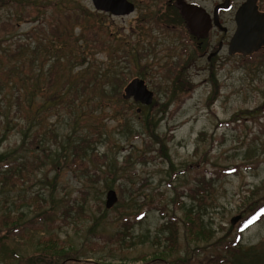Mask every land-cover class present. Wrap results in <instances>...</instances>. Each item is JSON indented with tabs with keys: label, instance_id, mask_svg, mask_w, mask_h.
<instances>
[{
	"label": "rangeland",
	"instance_id": "obj_1",
	"mask_svg": "<svg viewBox=\"0 0 264 264\" xmlns=\"http://www.w3.org/2000/svg\"><path fill=\"white\" fill-rule=\"evenodd\" d=\"M129 1L135 11L116 16L92 0H0V36L8 39L0 45L1 78L15 62L13 40L25 42L34 28L56 27L68 41L37 29L39 52L51 46V61L34 63L23 99L7 88L0 95V168L38 162L29 173L23 166L0 172V264L35 255L38 240L51 235L83 262L171 264L218 253L238 233L244 255L237 264H264V218L242 231L238 225L264 199V49L251 60L228 53L235 10L221 17L228 31L213 28L200 45L187 27L182 35L175 0ZM197 1L211 13L223 0ZM79 52L83 59H72ZM55 55L63 74L48 84ZM93 72L100 80L75 81ZM134 78L154 92L151 104L122 100ZM52 93L59 98L46 104ZM78 144L86 146L78 149L83 161L74 156ZM204 181L208 192L190 196ZM111 189L118 201L108 209ZM188 210L203 220L206 234L196 240L185 235ZM16 218L20 227L32 221L28 237L11 228ZM118 229L130 238L103 247L99 236Z\"/></svg>",
	"mask_w": 264,
	"mask_h": 264
},
{
	"label": "trees",
	"instance_id": "obj_2",
	"mask_svg": "<svg viewBox=\"0 0 264 264\" xmlns=\"http://www.w3.org/2000/svg\"><path fill=\"white\" fill-rule=\"evenodd\" d=\"M37 29L42 30L44 37H46V35L49 32L56 34L55 33V31H56L57 33H59V30L56 27H53V26L46 27L45 25H42L40 28L39 27L34 28V30H33L34 33H33V35H31L32 37L29 36V37H31L30 40H29V37H28V39H26L25 42H21L19 39L16 41L13 40L12 44H15V47L13 49V52L11 53V57L14 59L15 62H14V64L8 66L7 74H5V78L0 77V95L7 88L10 90V92L12 94H14L12 97L17 101H20L21 99H23L24 94L29 91L28 90L29 86H28L27 76L30 73L31 68L33 67L34 63L39 62V64H40L39 66H43V65L45 66L47 64V62L51 61L52 55L49 54L53 51V48L51 46H49V47L45 46L44 47L43 50L46 53L41 54L39 52L42 50V49L40 50V45H42V40L36 38V34L38 32ZM88 36L93 37V34L88 33ZM57 39H59L58 42L62 39V35H60V33H59ZM3 41H5V42L8 41V39L4 38V35L0 36V45H2L1 43ZM65 42H68V41L66 40ZM65 42L60 41V43H62L63 45H66ZM33 44H35V45H33ZM96 44H100V43L97 42ZM43 46H44V44H43ZM82 54H83L82 52H79L77 55L72 56V59L73 58L75 60L83 59V57H81ZM257 55L259 56V51L254 53L251 56L244 57V60H247V59L251 60ZM54 57H55L54 62L51 65H49V73H50L51 78H50V81L48 82V84H50V83L52 84L54 81H56L63 74L62 66H61V63L59 61L58 55H55ZM45 61H46V63H44ZM85 61L84 62L80 61V62H78V64L85 63ZM2 68H4L3 63H2V66L0 67V69H2ZM25 68H27V69H25ZM1 72L2 71H0V73ZM60 73H61V75H60ZM98 74H99L98 72H95V73L93 72V75L91 77H84V79L83 78L80 79L74 75V78H75V81H77V82L80 81V82H83L85 84H89L88 81H90V80H94V81L100 80L99 77L97 76ZM2 75H4V74H2ZM67 82H70V79H68ZM36 91H37V88H36V86L33 85V87L30 90V93L35 98H36ZM58 94L59 93H54V94L52 93L50 95L48 94L46 96V104H51L52 102L57 101V99L59 98ZM122 100H124V99L122 98ZM35 118H36V114H33V116H30V119L32 121H34ZM30 143H32V141ZM85 147L86 146L82 145V144H78L76 146V153L77 154H75L74 156H77L76 158H78L79 160H82V159L80 157L81 155H80L78 149L82 150ZM94 155L96 156V152L93 153V156ZM17 162L18 161H16V164H13V163L10 164L8 162L5 163V165H3L0 168L1 174L5 176V174H3L4 172H8V171L12 172L13 171V170L10 171L9 168L15 169V168H19L20 166H23V167L19 168V169H25L26 168V170L28 171L27 173H29L32 170L36 169L38 166L37 159H34V160L32 159V161L25 160L24 162H18V163ZM83 163L84 162H82V164ZM3 168H5V169H3ZM2 179L5 182H7V180H5L4 177ZM1 183H3V181H1ZM204 184H205V186H203L202 188H197V190H194L195 194L192 192V189H190L189 192L193 193L192 195L189 193L190 196H193V195L196 196L197 193H199L201 196H204L208 192L206 190L207 189L206 185L209 184V182L206 183L204 181ZM3 185H4V183H3ZM200 200H201V198H200ZM185 215H186L185 217L187 218L185 221V225H186L185 235H186V237H188V239L196 240V238H198L199 233L203 234L205 231L203 220L200 216L201 214L198 211L193 212V211L188 210V212ZM6 216H8V215H6ZM263 218H264V199L262 200V202L259 205L252 208L250 210V212L243 217V219L238 224L240 226L239 228L241 231L243 229L245 230L250 225H253L254 223L261 221ZM40 219L44 220L45 216L44 215L40 216ZM40 219H38V221L42 222ZM2 221L6 222V219H2ZM7 221H9V220H7ZM17 221H18V218H16L15 221H13V223H15L16 225L15 226L11 225V228H13V230L15 232L21 233V236L28 237L24 233L23 230H24V228L28 227V225L32 221H28V222L24 223L21 227L18 226L19 224H17ZM123 221H124V225H126L125 223H129L130 218L126 217L123 219ZM169 221L173 222V221H175V219L170 218ZM5 225H7V224L5 223ZM9 229H10V227H9ZM241 231H239V232L241 233ZM204 234H206V232ZM176 236H177V231L174 230L172 232V235H170V237H169V241H170L169 247L175 248V246L177 244L176 243ZM99 238L103 240V243H102L103 247H106L109 243H116L117 242V243L123 244V241L125 240V238H127V239L130 238V235L125 234V233H123V231L118 229L112 235L101 234L99 236ZM204 238H207V237H204ZM240 240H241V237H240V234L238 233V235L236 234L235 238H233L231 241H228V242L222 241L221 242L222 244L220 245V249H219L218 253H214L211 255H205L202 258H200L199 256H197L198 258H194L192 254H188L186 257H182V259H178V260L172 262L171 264H237V261L241 260L242 256L244 255V252H243L244 249L241 246ZM38 242H39L38 244L40 246V250L35 255H32L30 257L19 258L18 264H102L99 261H97V262L80 261V259H79L80 256L72 250V247L65 246L64 241L58 236L51 235V236L43 237L40 240H38ZM94 244L96 245L98 243L95 242ZM223 252H225L226 254H223ZM159 260H161V262L158 261V262H156V264H166L165 262L162 263L163 262L162 259H159Z\"/></svg>",
	"mask_w": 264,
	"mask_h": 264
},
{
	"label": "water",
	"instance_id": "obj_3",
	"mask_svg": "<svg viewBox=\"0 0 264 264\" xmlns=\"http://www.w3.org/2000/svg\"><path fill=\"white\" fill-rule=\"evenodd\" d=\"M258 0H246L236 13V29L228 46L230 55L242 54L250 56L259 49L264 48V12L259 11ZM96 10L111 13L116 16L130 15L135 11V4L129 0H92ZM181 6V13H186L188 27L194 32L195 27L200 25V20L206 19L209 15L198 6H189L193 9H182V0H177ZM221 8L228 9V1L217 7L215 11V24L219 25L218 12ZM202 36L208 35L212 23H206L201 26ZM123 98L128 100L133 98L142 104L149 105L153 102L154 92L149 89L148 84L141 78L132 79L124 88ZM118 201L117 192L109 190L107 193L106 207L112 208ZM241 217L232 219L235 224Z\"/></svg>",
	"mask_w": 264,
	"mask_h": 264
},
{
	"label": "flooded vegetation",
	"instance_id": "obj_4",
	"mask_svg": "<svg viewBox=\"0 0 264 264\" xmlns=\"http://www.w3.org/2000/svg\"><path fill=\"white\" fill-rule=\"evenodd\" d=\"M176 1V4L178 5V7H180V11H181V6L178 4V2H177V0H175ZM228 1V6H229V8L228 9H224V8H221L220 10H219V12H218V20H219V25H216L215 24V11H216V9H217V7H219L220 5H222V4H225V2H226V0H223V1H221V2H217V3H215L214 5H213V7H212V12L211 13H209V12H207L206 11V9L204 8V6H202V3L200 2V1H197V0H182V9L183 8H187V9H189V10H191V9H193V8H191V7H189V6H195V5H198V6H200V7H202L205 11H206V13L209 15V17H207V20L205 19H202L201 18V20H200V25L198 26V27H195V30H194V32L193 31H191L190 30V28L188 27V24H187V20H186V13H181V15H182V17H183V19H184V22H185V26H183L182 25V28H181V32H182V35L184 36V35H186V27H187V29H188V31H189V33H190V35H192L195 39H197L199 42H200V45H202V40L203 39H205L208 35H209V33H210V31L213 29V28H217V29H219V30H221V31H223V32H227L228 31V28L226 27V26H224L223 24H222V22H221V17H222V15L223 14H225L226 12H232L233 10H235V13H234V22L236 23V13H237V10L241 7V5L246 1V0H242V1H238V0H227ZM257 3H258V8H259V11H261V12H264V0H258L257 1ZM208 24V23H212V27H211V29L209 30V32H208V35H206L205 37H203L202 36V34H203V29H202V27L201 26H203L204 24ZM234 34V33H233ZM232 37H233V35H232ZM231 37V38H232ZM231 40V39H230ZM229 43H230V41H229ZM222 46H223V44H222V42L220 43V45H219V47L217 48V50L216 51H214V52H212V53H210L209 55H208V59L209 60H211L214 56H216L220 51H221V49H222ZM229 46V45H228ZM262 49H264V48H262Z\"/></svg>",
	"mask_w": 264,
	"mask_h": 264
}]
</instances>
